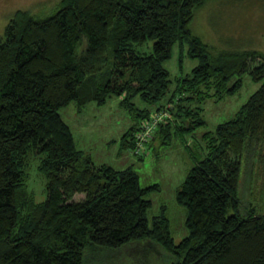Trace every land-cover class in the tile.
I'll return each instance as SVG.
<instances>
[{
    "label": "trees",
    "instance_id": "trees-1",
    "mask_svg": "<svg viewBox=\"0 0 264 264\" xmlns=\"http://www.w3.org/2000/svg\"><path fill=\"white\" fill-rule=\"evenodd\" d=\"M204 1L60 0L46 15L14 10L0 33V264H85L87 251L142 240L157 243L166 264H264V170L259 205L244 206L238 192L243 152L264 161V51L211 50L190 27ZM148 38L149 51L135 47ZM175 40L199 61L166 94L162 60ZM244 71L258 86L198 145L184 140L192 164L175 191L187 227L177 240L164 206L147 215V194L159 183L141 184L132 163H95L59 111L72 98L80 108L120 96L133 117L120 144L143 157L156 138L191 125L180 122L198 113L192 96L233 92ZM135 95L147 104L136 105ZM164 108L135 148L142 117ZM30 151L45 176L42 199L26 185Z\"/></svg>",
    "mask_w": 264,
    "mask_h": 264
},
{
    "label": "rangeland",
    "instance_id": "rangeland-1",
    "mask_svg": "<svg viewBox=\"0 0 264 264\" xmlns=\"http://www.w3.org/2000/svg\"><path fill=\"white\" fill-rule=\"evenodd\" d=\"M59 2L60 0H0V33L16 8H28L34 13L46 15ZM190 27L216 52L243 48L264 51V0H206L195 8ZM151 42L149 38L140 40L135 42V47L140 51H149ZM187 48L186 41L175 40L171 44L169 56L162 60L170 77L166 94L174 87L178 77L189 73L199 61L196 55L188 53ZM251 63L250 66L254 64L253 61ZM241 77L242 84L233 92H225L220 97L192 96L191 105H196L198 113L184 116L180 122L183 126L191 125L188 128L173 126L177 131L172 130L170 137L162 142L158 138L152 141L143 157H137L120 144L122 133L133 120L128 109L119 104L120 96L111 94L104 102L91 100L80 108L77 107L76 98H72L61 105L59 111L69 124L76 146L88 152L95 163L106 162L115 167L132 163L141 184L159 183L158 188L151 189L147 194L151 199L147 215L150 218L164 206L171 234L177 240L187 232V227L184 221L186 209L176 201L175 191L192 164L184 140L191 146L198 145L202 132L230 117L259 84L247 71L242 72ZM132 99L138 106L147 104L138 95ZM198 117L202 121L196 123L194 120ZM158 124L159 122L152 128L150 137ZM38 161L39 154L33 151L27 154L26 185L35 199H42L45 196V176L37 168ZM263 170V158L245 150L238 183L240 200L244 206L252 202L259 205ZM82 195V192H75L73 196L77 198ZM162 254L165 252L157 243L142 240L120 247L87 251L85 264H166Z\"/></svg>",
    "mask_w": 264,
    "mask_h": 264
},
{
    "label": "built area",
    "instance_id": "built-area-1",
    "mask_svg": "<svg viewBox=\"0 0 264 264\" xmlns=\"http://www.w3.org/2000/svg\"><path fill=\"white\" fill-rule=\"evenodd\" d=\"M168 113V109L164 108V110L160 109L159 111H152L148 116L142 117L141 126L135 132L137 137L135 148L144 147V140L151 136L150 132L152 128L163 119V115L166 116Z\"/></svg>",
    "mask_w": 264,
    "mask_h": 264
}]
</instances>
